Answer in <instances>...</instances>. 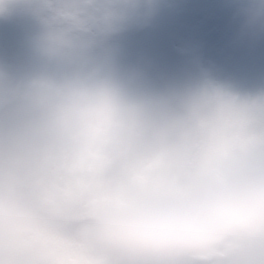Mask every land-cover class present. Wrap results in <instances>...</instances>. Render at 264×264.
Segmentation results:
<instances>
[{
	"label": "clouds",
	"instance_id": "1",
	"mask_svg": "<svg viewBox=\"0 0 264 264\" xmlns=\"http://www.w3.org/2000/svg\"><path fill=\"white\" fill-rule=\"evenodd\" d=\"M147 0H0L38 67L0 69V264H264V90H157L110 41ZM264 37V0H239Z\"/></svg>",
	"mask_w": 264,
	"mask_h": 264
},
{
	"label": "rangeland",
	"instance_id": "2",
	"mask_svg": "<svg viewBox=\"0 0 264 264\" xmlns=\"http://www.w3.org/2000/svg\"><path fill=\"white\" fill-rule=\"evenodd\" d=\"M147 1L148 6L140 17L142 22L150 17L152 8H157L156 0ZM162 1H167L168 10L162 9L157 15L159 14L160 17L161 13L171 14L172 20H178V28L171 27L173 29L171 39L178 47L186 48L187 65L198 67L204 80H210L241 94H255L264 90V61L262 60L264 59V37L242 34L237 15L239 0ZM182 7H187V13L192 11L191 15L194 16L189 15L185 18L188 15L186 14L177 19L175 14L178 8L181 10ZM206 13L209 16L208 20L203 17ZM136 18L113 37L109 45V54L115 57L122 70L140 72L150 88L164 90L165 85L179 87L187 84L178 76L181 66L179 67L177 58L169 55L171 58V66H169L174 67L169 69L162 56H153L158 52L152 47L148 48L151 42L154 43V47H165L170 40L165 32L156 34L155 30L148 28V31L143 34L144 38L140 36L138 41L132 42L133 46H130V40L134 38V35H138L137 32L133 35L129 31ZM150 20L149 24L153 26L158 21L156 16ZM36 31L37 26L29 17L16 15L7 20L0 19V69L12 75H22L38 67V58L32 44ZM199 34H202L203 41ZM198 44H202L201 49L192 51L194 48L198 49ZM219 47L225 48L226 51ZM218 56L225 61L217 59ZM158 72L159 75L167 78L165 80L169 81V84L159 79Z\"/></svg>",
	"mask_w": 264,
	"mask_h": 264
}]
</instances>
